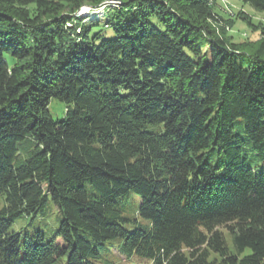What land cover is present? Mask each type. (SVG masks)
Listing matches in <instances>:
<instances>
[{
	"label": "trees",
	"instance_id": "1",
	"mask_svg": "<svg viewBox=\"0 0 264 264\" xmlns=\"http://www.w3.org/2000/svg\"><path fill=\"white\" fill-rule=\"evenodd\" d=\"M210 2L0 0V264H264V30L241 49Z\"/></svg>",
	"mask_w": 264,
	"mask_h": 264
},
{
	"label": "rangeland",
	"instance_id": "2",
	"mask_svg": "<svg viewBox=\"0 0 264 264\" xmlns=\"http://www.w3.org/2000/svg\"><path fill=\"white\" fill-rule=\"evenodd\" d=\"M210 1L215 14H217L216 16L219 18L217 21L210 22L212 27L216 30V33L224 36L227 40L237 42L238 46L243 50L254 51L263 38L264 11L254 8L250 3H247L244 0ZM85 5H83L76 14L80 15L83 8L88 7ZM87 14L84 12L82 15L86 16ZM94 31H101L104 37H113L115 35L113 28H106L102 24L95 26ZM237 58L244 66L249 65L250 56L248 53L240 54ZM50 110L55 117H60L64 115V103L53 98ZM249 161L256 165L262 164V162L258 161L253 154L249 155ZM135 203H139V200ZM3 204L4 197L3 195H0V208ZM133 206L134 205H130L128 210L131 209V207L133 208ZM58 224L59 212L55 207H52L51 211L44 215L42 214L41 209H39L34 213L18 217L14 221L12 229L15 231H21L24 234H32L36 230H43L46 234V238L49 239L54 235ZM227 238L230 246L233 247L232 237L229 233L227 234ZM117 241L118 240H112L111 242H106L101 248L103 257L100 259V263L104 264L105 260L108 259L109 261H112L113 264H153L151 260L141 258L137 255L128 258L121 255L116 248Z\"/></svg>",
	"mask_w": 264,
	"mask_h": 264
},
{
	"label": "bare ground",
	"instance_id": "3",
	"mask_svg": "<svg viewBox=\"0 0 264 264\" xmlns=\"http://www.w3.org/2000/svg\"><path fill=\"white\" fill-rule=\"evenodd\" d=\"M83 12H85V14H87V13L89 12L88 7H84V8H83Z\"/></svg>",
	"mask_w": 264,
	"mask_h": 264
}]
</instances>
